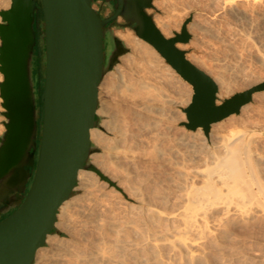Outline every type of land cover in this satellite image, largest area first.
Masks as SVG:
<instances>
[{
	"label": "bare ground",
	"instance_id": "1",
	"mask_svg": "<svg viewBox=\"0 0 264 264\" xmlns=\"http://www.w3.org/2000/svg\"><path fill=\"white\" fill-rule=\"evenodd\" d=\"M195 1L197 0H194V3ZM214 1H218L217 5L220 2L219 9L215 7L216 11L203 15L197 14L198 16L188 25L189 31L194 32L195 37L193 38L196 40L200 37L202 39L204 37L201 36L202 31H208V29L215 31L216 34L213 33L215 36L218 33L223 34L225 38L223 32L229 24L225 26V22L231 23L233 20L227 19L228 11L226 10H228V5L233 2L235 4L238 2L246 8L243 9L244 7L241 6L244 11L230 12V16L234 19L241 20L242 17H246L251 25L257 14L264 15V0H212L211 2ZM10 3L11 0H0V10L9 8ZM240 5L238 4V6ZM158 7L170 12L175 10L173 0H160ZM173 22L176 24L172 23L170 18L161 16L155 19L157 27L166 37H172L173 31L179 30L183 23L178 18ZM245 22L247 21L245 20ZM233 26L232 30L231 27H228L231 30L230 34L234 39L238 38L240 41L244 39L243 45L250 44L249 46L246 44L248 47L245 45L244 47L251 51L249 50L251 43L248 42L251 34L245 31L247 34H243L241 28ZM205 33L203 32L204 35ZM227 33L225 34L227 35ZM210 34L212 33L210 32ZM117 35L130 49V52L123 58L128 65L143 63L144 57L151 56L152 60L154 57L157 66L152 63L155 68L152 69L153 71L149 70L148 77L140 75L141 73H135L137 71L135 69L134 74L137 76L133 77L131 74V77L134 78L131 81L126 78L127 72L119 69L115 76L101 81L97 113L105 112L106 120L103 127L112 133L114 138L107 139L103 143L107 153L90 155V159L92 165L112 184L101 179L94 171L86 169L79 171L78 185L75 187L77 194L69 197L60 206L55 222L57 231L46 237L45 245L37 250L34 264H264V248H259L257 245L259 241L256 240L260 235L263 236L262 240L264 239V171L260 169L261 161L258 163L256 157L260 150L257 149V152L255 149V145L259 144V141L252 137V133L256 129L237 125L231 127L229 132L226 131L227 120L236 119L237 114H232L211 125L212 129H217L220 139L212 141L213 145H209L208 142L206 143L202 127L197 128L196 131L189 130V133L182 132L181 137L180 134L178 137L175 127L165 125L163 118L151 121L152 119L148 118L151 115L148 114L157 112V109L152 107L153 105L155 107V102L154 104L144 103V110L148 112L145 116L148 123L143 120L147 125H144L145 128L141 131L142 133L137 134V137L142 154L146 158L145 161L141 162L138 159L140 164L133 159L134 167H129L125 166L123 162V165L120 163V156L117 157L116 152L114 153L116 155L113 154L112 151H117L122 145L124 147V144L130 140L127 141L129 132L123 120L128 117L126 118L127 115L124 114H129V116L134 114L133 117H138V120L139 115H142L138 109L135 111L132 106L130 108L129 105H124L116 100V97L129 96L133 99L140 96L146 102L156 99L158 101L160 98V102L161 97L163 98L167 94L165 99H162L163 103L189 105L193 94L192 86L166 62L165 58L151 44L138 37L132 30L121 31ZM222 40V43L229 42ZM232 43L234 42L230 44ZM228 46L229 44L226 47ZM233 52L232 54L236 55ZM242 55V53L238 54L237 60H241L244 56ZM148 58L150 59V57ZM188 58L214 79L219 88L218 97L231 94L233 85L229 78L231 74L234 77H239L242 74L240 70L243 68L240 69L239 64H228L229 69L227 70L231 73L228 72L230 74L228 77L225 74L227 65L223 59L215 61V66L219 70L213 71L216 67H212L213 70L210 67V70L207 69L205 64L208 65L205 60L204 63V58L201 55L199 57V55L190 53ZM165 70L169 72L168 75L175 76L176 80L183 81L182 85H186L192 92L191 96L189 95L190 98L186 94L183 98L176 97L174 93H169L173 95V99L168 96V93L156 95L158 98L153 96L154 99L156 98L155 100L149 98L155 83L158 84L157 86L163 83L159 84L157 79L163 81L168 76L167 72H164ZM171 76L168 80L172 79ZM149 77L151 79L153 77L152 82L147 79ZM155 79L156 82L154 81L153 84ZM262 81L264 79L261 78L249 82L245 90ZM164 84L166 83L164 82ZM169 84L171 85L172 82ZM179 84L176 88H181ZM162 86L160 89L154 86L158 90L155 88L153 90L158 92L164 88L165 91L167 86ZM105 90L107 93H111V98L105 95ZM154 92L153 95L157 93ZM253 97L262 100L258 109L248 103L241 107V115L253 118L257 114L256 118H259L264 124L262 92H256ZM117 112L122 114L121 117L124 115V118H119L120 113L117 116ZM172 113L174 114V112ZM168 114L164 113L165 117L163 114L162 117L172 120ZM173 114L171 117L177 116ZM177 119L179 118L177 117ZM261 130H264V127L258 129V131ZM90 137L92 142H98L96 127L91 129ZM180 139L195 146L196 144L198 146L197 142L202 140L203 143L200 142L201 145H199L202 149L200 147L201 150L197 149V153L187 154L184 152L185 149L180 147ZM192 144L190 146H193ZM263 147L260 148L261 151ZM129 149L130 147L125 152H128ZM262 153L264 152L262 151ZM157 162H165L170 165L166 166Z\"/></svg>",
	"mask_w": 264,
	"mask_h": 264
},
{
	"label": "water",
	"instance_id": "2",
	"mask_svg": "<svg viewBox=\"0 0 264 264\" xmlns=\"http://www.w3.org/2000/svg\"><path fill=\"white\" fill-rule=\"evenodd\" d=\"M105 1L115 8L105 18L97 0H11L0 10V264H34L81 169L112 184L90 162L100 152L90 131L100 127L103 76L128 51L115 35L118 17L191 84V102L182 109L187 121L181 122L188 130L202 127L208 136L213 123L239 114L264 91L262 81L218 97L214 79L179 47L192 39L195 11L166 37L148 12L157 10L154 0ZM257 134L264 137V130Z\"/></svg>",
	"mask_w": 264,
	"mask_h": 264
},
{
	"label": "rangeland",
	"instance_id": "3",
	"mask_svg": "<svg viewBox=\"0 0 264 264\" xmlns=\"http://www.w3.org/2000/svg\"><path fill=\"white\" fill-rule=\"evenodd\" d=\"M159 1L160 0H154V2H153V4H154V6L157 8V10H154V9H149L148 10V12L150 13V14H152L153 16H154V21H155V19L157 18V17H165V18H170L171 19V22L172 23H174L173 21H175V20H177V18L179 19V21L181 20V21H184V19L187 17V16H189V14L191 13V12H193V11H195L196 13H195V15H194V17H193V19L195 18V17H197L198 15L197 14H201V15H203V14H205V13H208V12H212V11H216V8H220V2H219V5H217V3H218V1H214V2H211L212 0H200V1H195V3H194V0H173V4H174V9L175 10H172V12H170V11H168V10H163L162 8H159L158 7V3H159ZM205 1H207V2H205ZM220 1H222V0H220ZM225 1H228V0H225ZM229 1H232V0H229ZM199 2V4H197ZM202 2H204L203 4H202ZM238 2H236V4L233 2V3H231L230 5H228V10H226V11H228L227 13H228V20L229 21H231L232 19V22L230 23V22H225V26L228 24V26H226L227 28L228 27H231V30H232V26L233 25H235V27H238V28H241V30H243V34H251L250 36H251V40L249 39V41L248 42H250L251 43V48L249 49V50H251V51H248L247 49H246V47H244V45L245 46H247L248 45V43H246V44H244L243 45V40L244 39H242V41H240V39H238V38H235L234 39V37H233V35L232 34H230L231 33V30H230V28H226L225 27V31H227V30H230L228 33L227 32H223L224 33V35H225V38L223 37V34L221 35V34H218L217 33V36H215L213 33H215V31H210V29H208V31L206 30H204V31H202V39H201V37H200V39H198V40H196V39H194L193 37H195V34H194V32L193 31H190L191 32V34H192V39H191V41L188 43V44H179V46H180V48H182V49H187L188 50V55L191 53V54H195V55H199V57H200V55L204 58H201V59H203V61L205 60L206 61V63H207V65L208 66H206V64H205V67L207 68V69H209L210 70V68L213 70V68H215L216 66H215V61L216 60H221V59H223V60H225V63H226V68H225V74H229L230 73V71L229 70H227V69H229L228 67V64H230V65H238L239 66V68L241 69V68H243V69H239L240 71H241V76H239V77H234V75L232 76V74L230 75L231 77H229V75H228V77L231 79V81H232V90H231V94L230 95H225V96H221V97H219V98H228V97H230L231 95H233V94H235L236 92H241V91H244L245 90V88H246V85L249 83V82H251V81H253V80H255V79H264V21H263V19H264V15L263 14H257V16L255 17V21L253 22V24L251 23V25L249 24L250 22L247 20V18L246 17H242L241 18V20H239V19H234L233 17H231L230 16V12H232V11H244V10H242V7H244V6H242V4L240 5V3H238L240 6H238V4H237ZM233 4V5H232ZM234 4H235V6H234ZM198 5V6H197ZM237 5V6H236ZM219 6V7H218ZM232 7V9H231V7ZM242 6V7H241ZM198 7V8H197ZM216 7V8H215ZM239 7V9H237V8ZM204 8V9H203ZM240 8H241V10H240ZM201 9V10H200ZM215 9V10H214ZM217 9V10H218ZM243 9H246L245 7L243 8ZM211 10V11H210ZM186 11V12H185ZM199 11V12H198ZM172 13H173V15H172ZM175 14V15H174ZM230 16V17H229ZM260 16V17H259ZM231 18V19H230ZM244 18V19H243ZM256 18H259V19H256ZM260 18H262V19H260ZM243 19V20H242ZM227 20V21H228ZM245 20L247 21V22H245ZM259 22H258V21ZM245 22L244 24L242 23V22ZM257 21V22H256ZM262 21V22H261ZM235 23V24H234ZM254 23H256L255 25H254ZM174 24H176V23H174ZM238 24V25H237ZM251 26V28H250V26ZM253 25V26H252ZM234 27V26H233ZM252 27H253V29H252ZM227 29V30H226ZM128 30H132V29H130V28H128V27H126V28H124V29H121V28H115V35L119 38V36L117 35V33L118 32H127ZM133 31V30H132ZM174 31H180V29L179 30H174ZM247 32V33H245V32ZM134 32V31H133ZM203 32L205 33V35L203 34ZM210 32L212 33V34H210ZM135 33V32H134ZM225 33H227V35L225 34ZM255 33V34H254ZM216 34V33H215ZM230 34V35H229ZM219 35H220V38H218L219 37ZM120 39V38H119ZM212 39V41H210ZM214 39V40H213ZM226 40V41H231V42H234V43H232V44H230L229 42H227V43H222L221 42V40ZM236 39H237V41H236ZM209 40V41H208ZM222 40V41H223ZM224 40V42H226ZM235 40V41H234ZM203 41V43H200V42H202ZM241 43H240V42ZM210 42H212L213 44H211ZM217 42V43H216ZM235 42H237L238 43V46H242L241 48H239L238 46H236L237 45V43H235ZM199 43V44H198ZM217 45H215V44ZM225 44H229V48L228 47H226L227 45H225ZM240 44V45H239ZM242 44V45H241ZM225 45V46H224ZM233 45H235V46H233ZM250 45V44H249ZM248 45V46H249ZM222 46H224V47H222ZM230 46H232L233 47V49H232V47H230ZM247 46V47H248ZM127 47V46H126ZM221 47V48H220ZM235 47V48H234ZM236 47H237V49H236ZM205 48V49H204ZM207 48V49H206ZM210 49H212V50H210ZM226 49V50H225ZM232 50V51H231ZM233 50H234V52H235V54L236 55H234V54H232V52H233ZM236 50V51H235ZM249 53H248V52ZM130 52V49L128 48V51L125 53V54H123V55H121L120 57H119V60H118V62L116 63V65L114 66V68L111 70V71H109V72H107L104 76H103V79L102 80H106V79H108V78H110V77H113V76H115L116 75V73L119 71V69H122L124 72H127V76H126V78L128 79V80H131V81H133V77H136L137 75H135L134 74V71H136L135 69H137V71L135 72V73H141L140 75H144V76H146V77H148L149 75V73H150V71L149 70H152V69H154L155 68V66L154 65H156V63H155V59H154V57H153V60L151 59V56H146V57H144L143 58V60L145 61V66L143 65V63H144V61H143V63L142 62H138L137 64L136 63H133L131 66L130 65H128L127 64V62L125 61V59H123L124 58V56L125 55H127L128 53ZM193 52V53H192ZM229 52V53H228ZM233 52V53H234ZM236 52H240V53H242L243 55V58L240 60V59H238L237 60V56H238V54H240V53H236ZM244 52V53H243ZM246 52V53H245ZM249 54V55H248ZM251 54V55H250ZM247 55V56H246ZM236 56V57H235ZM148 57H150V59L148 58ZM232 57V58H231ZM148 60V61H147ZM243 60V61H242ZM150 61H152V62H150ZM205 61H204V63H205ZM238 61H239V63H238ZM150 62V63H149ZM210 64H209V63ZM237 62V63H236ZM148 63L150 64V66L148 65ZM152 63L154 64V65H152ZM214 63V64H213ZM234 63H236V64H234ZM146 64H147V66H146ZM143 65V66H142ZM149 66V67H148ZM157 66V65H156ZM241 66V67H240ZM141 67H143V68H141ZM147 67V68H146ZM210 67V68H209ZM213 67V68H212ZM149 68V69H148ZM132 69H134L133 70V72H131L132 71ZM218 68L216 67L213 71H216ZM143 70H144V74H143ZM146 70V71H145ZM219 70V69H218ZM131 73H130V72ZM139 71V72H138ZM140 71H142V72H140ZM153 71V70H152ZM151 71V72H152ZM167 75L169 74V72L168 71H164ZM163 72V74H165ZM223 72H224V69H223ZM229 72V73H228ZM35 73H37V69L35 70ZM146 73V74H145ZM148 73V74H147ZM133 75V77H131L132 75ZM129 75V76H128ZM135 75V76H134ZM226 75V76H227ZM169 76H171V75H168L167 77H166V75H164V77H166L165 79H167V81H165V79H163V81H162V79L160 80V79H157V82L160 84V82H163V83H161V85H159V86H157L158 84L157 83H155L156 82V79L155 80H153V84L155 83V87H157V88H161V87H163L162 85H164V86H167V88H165L166 90L167 89H169V90H165L164 91V88H162L161 90H159L158 92L157 91H155L157 88H155L154 86L152 87V91L154 92H157V93H155L154 95H153V92L151 91V96L149 97V98H152L153 100H155L156 98H158L157 96H159L158 94H160L161 95V93H168V96L171 98V99H173V93H174V95L176 96V97H185V94H186V96H191V90L190 89H188V87L186 86V85H182V84H184V83H181V82H183V81H181L180 82V80L179 79H175L174 77L175 76H171L172 77V79L170 78V80H168V78H169ZM150 78V77H149ZM147 78L148 80H150L151 82H152V79H153V77H152V79L150 78ZM174 79H175V81H174ZM0 80H2V74L0 73ZM172 80V81H171ZM179 80V81H178ZM155 81V82H154ZM164 82L166 83V84H164ZM170 82H172V84L170 85L169 83ZM179 84V86L181 87V88H176V86H178L177 84ZM43 85V79H41V81L40 82H38V87H41ZM191 85V84H190ZM175 88H174V87ZM173 87V88H172ZM153 88H155V90H153ZM187 88V89H186ZM175 89V90H174ZM182 89V90H181ZM158 90V89H157ZM188 90V91H187ZM189 90H190V92H189ZM260 92H262V97L264 98V91H260ZM105 95L106 96H108L109 98H111V93L110 92H108L107 93V90H105ZM169 93H172V94H169ZM183 93V94H182ZM219 93V92H218ZM108 94V95H107ZM188 94V95H187ZM157 95V96H156ZM162 95H164V94H162ZM167 95V94H166ZM166 95H164V97H166ZM182 95V96H181ZM184 95V96H183ZM153 96H155L156 98L154 99V97ZM167 96V97H168ZM174 96V97H175ZM190 96H189V98H190ZM127 97V98H126ZM161 97V96H160ZM162 98L161 97V100L162 99H165V98ZM132 98H130L129 96H119V97H116V100H118V101H120V102H122L124 105L125 104H127V106L129 105L130 106V108H131V106H132V109H135V111L138 109L140 112H142L141 114L143 115L144 114V116H140L139 115V120L137 119L138 117V115H135L137 118H135V117H133L134 116V114H130V116H129V114H124V115H127L126 116V118L127 119H125L124 118V115H123V117H121L122 116V114L120 113V112H117V116L119 115V113H120V116H119V118H124L123 120H124V124H125V126H126V128L128 129V132H129V134H128V139H127V141L129 140V141H132V142H126V144H124V147H122L121 146V148H118L117 149V151L116 150H114V151H112L113 152V154L116 152V154L118 155L117 157H119V160H120V163L122 164V162H123V164L125 165V166H129V167H134V165H133V161L135 160H137L136 162L138 163H140L141 164V162H142V160H144L145 161V157H144V154H142L143 152H142V149H140V147H141V145H139L138 144V137H137V134H140V133H142L141 131H143V129L145 128V126L144 125H147V123H148V119H147V117L145 118V116H146V114L148 113V112H146V110H144L145 108H144V103H148V104H154V102H155V107H154V105L152 106L154 109H157V112H149V114L148 115H151V116H149L148 118H151V119H149V120H151V121H153V120H157V119H160V118H163V121L165 122L164 124L165 125H169V126H174L175 127V129H176V131H177V134H178V137H179V134H180V137H181V133L183 132V133H189V130L185 127V126H183V125H181V122H186L187 121V119H186V114L183 112V108H185V107H187L188 105H169V103H163V100L161 101L160 100V102H159V99H158V101H149V102H151V103H149L148 101L146 102L145 100H144V98L143 97H140V96H137L136 98H133L132 100H131ZM177 99H179V98H177ZM141 100H143V101H141ZM162 102V103H161ZM261 102H262V100H260V98L257 100L256 98H254L253 97V99H252V101L251 102H249V104H251V105H253V107L255 106V108H257L258 109V107H259V105L261 104ZM0 103H1V98H0ZM159 103H160V105H159ZM158 104V105H157ZM162 104V105H161ZM166 104H167V106H166ZM166 107H165V106ZM98 106H99V104H98ZM134 106V107H133ZM151 106V105H150ZM165 108H164V107ZM169 106V107H168ZM168 110H167V109ZM0 110H2V108H1V104H0ZM137 110V111H138ZM145 111V112H144ZM179 111V112H178ZM139 112V113H140ZM144 112V113H143ZM172 112H174V114L175 115H177V116H172L171 117V114H173ZM152 113V114H151ZM164 113H169L170 114V118H172V120H170V119H167V118H165L164 119ZM98 114V116L100 117V119H99V122H100V127H96L97 129H98V142H93L96 146H98L99 148H100V152H96V153H93V154H91V155H102V154H105V153H107V151H106V149L104 148V146H103V143H104V141L105 140H107V139H111V138H114V135L112 134V133H110L109 131H107L106 129H104V127H103V123H104V121L106 120V114H105V112H103V111H101V112H99V113H97ZM162 114H163V116L164 117H162ZM169 114H168V116H169ZM173 114V115H174ZM260 114V113H259ZM132 115V116H131ZM184 116V118H181L182 116ZM161 116V117H160ZM180 116V117H179ZM242 116H244V115H241V111L239 112V114H237V116H236V119H234V120H231V119H229V120H227V123H226V128H227V132H229V130H230V128L231 127H235V126H241V127H249V128H252V129H256L252 134V137L254 138V140H257V141H259V144L256 146L255 145V149L257 150H260L261 151V147H263L264 146V137L263 136H261V135H259V134H257V132H258V129L259 128H262V127H264V124L262 123V121L261 120H259V118H256V117H258V115L256 114V117H253V118H246V116H244V117H242ZM131 117H132V119L134 120H132L131 119ZM141 117H143V118H141ZM173 117H174V120H173ZM178 117L179 119H177L176 120V118ZM130 118V119H129ZM3 118L0 116V133L4 130V127H3V125L1 124V120H2ZM129 119V120H128ZM145 119H147V120H145ZM127 120H128V122H127ZM145 122H147V123H145ZM134 122V123H133ZM136 122V123H135ZM141 122V123H140ZM127 123H129V124H127ZM144 126V127H143ZM140 127H141V129H140ZM179 127V128H178ZM180 129V130H179ZM181 129H183V130H181ZM135 130V131H134ZM139 131V133H137L138 131ZM185 130V131H184ZM197 130V129H196ZM196 130H192V131H196ZM218 131H217V129H212V127H211V129H210V132H209V135L208 136H206L205 135V133H204V137H205V139H206V143L208 142L209 143V145H213L212 143V141H214V140H219L220 139V135L217 133ZM256 134V135H255ZM202 137H203V135H202ZM133 140H132V139ZM260 139V140H259ZM261 139H263V140H261ZM135 140V141H134ZM137 140V141H136ZM183 142L182 141V139H180L179 140V143L181 144H179L180 145V147L184 150H187V151H185L184 150V152H187V154H190L191 153V155L193 154V153H197L198 152V150L197 149H200V147H199V145H201V143H203V141L202 140H200V142H197V143H199L198 144V146H197V144H196V146H197V148H196V146L194 145V144H192L193 146H190L191 144L188 142V141H185V142H183V143H181V142ZM260 141H261V145H263V146H261L260 145ZM134 142V143H133ZM263 142V143H262ZM127 143H129L130 144V146H129V144H127ZM184 143H186V144H184ZM132 144H135V145H132ZM182 144H184V145H182ZM190 144V145H189ZM125 145H126V148H125ZM128 147H130V149L128 150V152L126 151L125 152V150H127V148ZM125 148V149H124ZM122 150V151H120V150ZM189 149V150H188ZM194 149V150H193ZM201 149H202V147H201ZM200 149V150H201ZM133 150V151H132ZM195 150H197V151H195ZM258 150H257V152H258ZM131 151V152H130ZM260 151H259V153H257L258 154V156H256L257 157V161H258V163H259V161H261L260 163L261 164H259V166H260V169H262L263 171H264V153H262V151L264 152V147L262 148V151H261V153H260ZM116 154H114V155H116ZM120 154V155H119ZM134 154V155H133ZM256 154V155H257ZM126 155V156H125ZM136 158V159H135ZM134 159V160H133ZM138 159H140L141 160V162L138 160ZM259 159V160H258ZM134 161V162H135ZM90 162H91V159H90ZM158 164H164V165H166V166H169L170 164H166L165 162H157ZM92 164V163H91ZM122 164V165H123ZM135 164V163H134ZM87 170V169H86ZM261 170V171H262ZM87 171H92V170H87ZM262 171V172H263ZM264 173V172H263ZM263 176H264V174H263ZM78 185V181H77V184H76V186ZM75 186V187H76ZM75 194H77V191L75 190V188H74V191H73V193H72V195L71 196H73V195H75ZM70 196V197H71ZM56 231H57V227L55 226L54 227V229H53V231H52V233H56ZM262 238H263V236L262 235H260L259 237H258V239H256L257 241H259V243L257 244V245H259V248H261V249H263L264 248V239L262 240ZM262 241V242H261ZM45 245V244H44Z\"/></svg>",
	"mask_w": 264,
	"mask_h": 264
},
{
	"label": "flooded vegetation",
	"instance_id": "4",
	"mask_svg": "<svg viewBox=\"0 0 264 264\" xmlns=\"http://www.w3.org/2000/svg\"><path fill=\"white\" fill-rule=\"evenodd\" d=\"M116 3V0H113L111 1V4H115ZM96 8L98 9L99 13H100V16L101 18H105L107 16H111L114 14L115 12V8H112L110 7V4L107 3L105 0H97V4L95 5ZM117 24L114 25V27L116 28H121V29H124L126 27L124 26H121V24H125V21L121 18V17H118L115 21ZM44 43V42H43ZM10 213L8 214H5L3 217H7Z\"/></svg>",
	"mask_w": 264,
	"mask_h": 264
}]
</instances>
